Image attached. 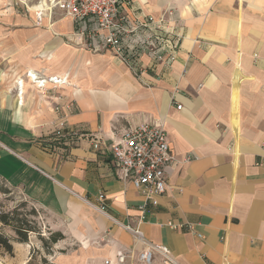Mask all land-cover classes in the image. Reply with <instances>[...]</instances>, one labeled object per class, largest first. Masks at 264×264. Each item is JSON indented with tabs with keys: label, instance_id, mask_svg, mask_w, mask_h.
Returning a JSON list of instances; mask_svg holds the SVG:
<instances>
[{
	"label": "crops",
	"instance_id": "obj_1",
	"mask_svg": "<svg viewBox=\"0 0 264 264\" xmlns=\"http://www.w3.org/2000/svg\"><path fill=\"white\" fill-rule=\"evenodd\" d=\"M167 1L147 3L141 15H162ZM250 1L242 19L227 1L208 14L194 4L175 10L165 41L175 49L161 59L139 53L135 75L110 56L91 55L71 18L45 12L39 24L34 9L1 0L0 69H11L0 75V181L68 230L90 264L135 249L114 220L136 225L142 216L146 237L181 264H264V41L253 34L264 26V0ZM28 73L69 80L39 88ZM144 121L165 125L176 159L166 193L144 210L145 196L118 178L108 147L54 134L64 123L108 146Z\"/></svg>",
	"mask_w": 264,
	"mask_h": 264
},
{
	"label": "built area",
	"instance_id": "obj_2",
	"mask_svg": "<svg viewBox=\"0 0 264 264\" xmlns=\"http://www.w3.org/2000/svg\"><path fill=\"white\" fill-rule=\"evenodd\" d=\"M28 0H18L28 4ZM45 2V5L42 2ZM37 5L27 7L34 9L37 23L43 21L44 13L54 15L55 11L62 12L64 17H70L80 27L79 32L88 39L90 46L98 50L100 46L114 53L116 58L128 66L137 75L135 61L138 54L147 51L159 58L165 52L169 55L175 48L165 41L171 40L174 26V12L163 13L158 22L152 16H142L138 20L130 17H119L120 0H43ZM18 5V3H17ZM26 7V6H25ZM135 35L137 40L129 36ZM164 45L162 46V44ZM101 48V47H100ZM174 48V49H173ZM165 56V55H164ZM53 78H50L52 81ZM57 79H54V81ZM56 84V83H55ZM21 92H19L20 95ZM71 108V104L65 106ZM182 106H178L181 109ZM61 106L55 107L60 111ZM65 124L60 123L54 134L59 139L87 138L93 142L96 151L108 147L112 154L114 167L118 178L124 183H131L145 196V204H159L160 198L168 188L167 172L176 163L171 150L168 132L165 125L155 121H144L135 126H129L118 133V137L107 146L105 140L98 135L87 134L78 130L65 131ZM186 160H189L187 158ZM86 202L93 208L104 212L103 207ZM113 219V218H112ZM144 216L136 225L123 224L117 220L114 223L127 230L133 239L135 249L121 253L116 264H124L127 259L137 257L140 264H181L168 246L151 242L141 228ZM170 227L194 231L193 224L169 223ZM200 236V235H199ZM201 237V236H200Z\"/></svg>",
	"mask_w": 264,
	"mask_h": 264
},
{
	"label": "rangeland",
	"instance_id": "obj_3",
	"mask_svg": "<svg viewBox=\"0 0 264 264\" xmlns=\"http://www.w3.org/2000/svg\"><path fill=\"white\" fill-rule=\"evenodd\" d=\"M39 1L43 0H28V4H25L26 7L24 10L26 11L27 7L30 8L37 5ZM120 1L121 7L119 17L132 16L130 18L134 21L133 19L136 18V20H138L143 16L141 14H144L143 12L146 10L145 5L147 3L154 6L164 0H150L142 5L139 4L140 1L138 2L137 0ZM223 1H227L230 4V8H233V11H237V14L241 15V19L242 15L246 13V10L248 9L247 12L250 10L252 3L250 0H201L200 2L206 6L205 8H201L197 3L194 4L192 0H168V6L161 11L163 13L175 12V10L180 9V7L182 9L184 7L183 5H188L191 9L192 4H194V8H196L195 12L208 14L209 12L215 10L216 6ZM17 8L18 7L16 6V9ZM57 13L60 16L54 17ZM231 13L233 12L231 11ZM151 16L156 22H158L161 15L159 14L156 16L152 14ZM52 18L63 19L65 17L62 12L56 10L55 14L51 15V19ZM72 21L74 22L73 19ZM74 25L76 31H79L80 27L76 22H74ZM253 34L260 40L264 41V26L261 27L259 32H253ZM240 37H242V35H238V38ZM85 45L91 55L100 54L102 56H110L112 57V62L121 63L113 52H109L110 50H95L91 48L89 42L88 44L85 43ZM10 69L11 68L9 67L5 68L2 66L0 69V75L2 72L9 71ZM0 212L17 215L19 218H22L21 220H27L29 225L34 228V231L28 234V241L21 243L17 241L18 236L10 226L8 227L0 223V232L11 239L14 247L13 255L0 249V264H45L46 262L48 264H90V259L81 255V244L77 240L73 239L68 230H65L60 223L54 220L40 206L30 201L19 190L9 187L3 181H0ZM52 232H61L65 236V239L55 245L50 244L49 236ZM69 255L72 256V259H69ZM116 262L117 261H104L102 264H116ZM125 264L128 263L126 262Z\"/></svg>",
	"mask_w": 264,
	"mask_h": 264
},
{
	"label": "trees",
	"instance_id": "obj_4",
	"mask_svg": "<svg viewBox=\"0 0 264 264\" xmlns=\"http://www.w3.org/2000/svg\"><path fill=\"white\" fill-rule=\"evenodd\" d=\"M17 215H10L0 212V223L6 226H10L15 234L18 236L17 241L24 243L28 241V234L34 231V228L29 225L27 220H21ZM65 239V236L61 232H52L49 236V242L52 245ZM43 240V239H42ZM0 249L13 255L14 247L11 239L5 234L0 232ZM45 264H48L47 262Z\"/></svg>",
	"mask_w": 264,
	"mask_h": 264
},
{
	"label": "bare ground",
	"instance_id": "obj_5",
	"mask_svg": "<svg viewBox=\"0 0 264 264\" xmlns=\"http://www.w3.org/2000/svg\"><path fill=\"white\" fill-rule=\"evenodd\" d=\"M42 4L45 5V2L43 1ZM28 76L30 77V81L37 83V87H39V88L43 87L45 84H47V82L50 84H53V85H64L66 83V81L69 80L67 78L60 77V76L51 77V78H53L52 81H50V78L48 79V81L47 80H40L41 79L40 77H38L37 75L32 76L31 73H28ZM54 79H57V80L54 81ZM39 81H41V82L39 83ZM23 88H24V81L21 80L18 82V95H19V92H21L19 95L20 98L24 94Z\"/></svg>",
	"mask_w": 264,
	"mask_h": 264
}]
</instances>
